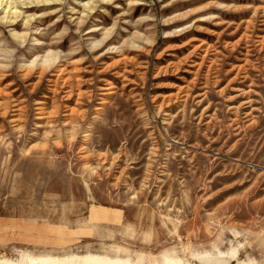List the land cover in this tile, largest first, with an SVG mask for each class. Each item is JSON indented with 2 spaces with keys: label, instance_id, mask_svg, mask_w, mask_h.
<instances>
[{
  "label": "rangeland",
  "instance_id": "1",
  "mask_svg": "<svg viewBox=\"0 0 264 264\" xmlns=\"http://www.w3.org/2000/svg\"><path fill=\"white\" fill-rule=\"evenodd\" d=\"M58 1L0 13V264H264V0Z\"/></svg>",
  "mask_w": 264,
  "mask_h": 264
},
{
  "label": "bare ground",
  "instance_id": "2",
  "mask_svg": "<svg viewBox=\"0 0 264 264\" xmlns=\"http://www.w3.org/2000/svg\"><path fill=\"white\" fill-rule=\"evenodd\" d=\"M15 1L16 0H0V13L6 10L5 16L3 19L5 24L7 22L14 24V22H12V18L20 17L22 15L18 11L14 10ZM36 1L40 3H44V4H50L58 0H36ZM107 1L108 0H104V2H107ZM24 5L26 4L24 3ZM97 31H99L97 28L92 29L89 31V34L96 33ZM225 257H224V254H219V255L203 254V255H199L196 258H198L199 261L202 262V264H229V261H228L229 259L228 258L226 259ZM26 258L31 264H137V263H134L135 261L132 262V260L126 259V258L110 257L106 255H98V254H92V253H88L82 256L73 254V255H67L63 257L52 256V255L32 257L27 254ZM248 263L245 262V264H248ZM2 264H7V262L3 261ZM165 264H188V263H186L182 258L167 256L165 258Z\"/></svg>",
  "mask_w": 264,
  "mask_h": 264
}]
</instances>
